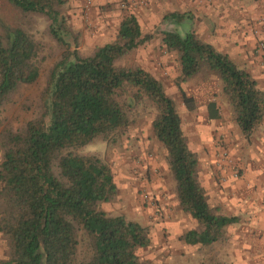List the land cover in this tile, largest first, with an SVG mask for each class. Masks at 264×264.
Returning a JSON list of instances; mask_svg holds the SVG:
<instances>
[{"label":"trees","instance_id":"1","mask_svg":"<svg viewBox=\"0 0 264 264\" xmlns=\"http://www.w3.org/2000/svg\"><path fill=\"white\" fill-rule=\"evenodd\" d=\"M23 14H39L64 51L51 67L39 94L36 115L13 127L0 118V264H146L136 254L149 244L147 230L123 216H109L98 205L112 200L116 185L96 154H76L96 137L108 138L127 125L124 87H131L153 105L150 127L161 144L181 211L197 227L180 235L189 245L220 239L235 215L212 209L197 179L198 158L185 138L172 99L161 83L139 66L117 67L114 61L150 36L142 34L133 13L122 15L112 40L80 55L69 49V33L57 7L63 0H6ZM165 19L182 23V14ZM161 44L177 55L180 80L201 69L221 81L235 123L249 139L264 116V91L245 70L237 68L194 32L163 31ZM37 43L20 27L0 33V111L23 84L38 76ZM185 109L192 96L178 88ZM27 108V107H26ZM218 117L215 103L206 104V118ZM86 243L80 255L79 242Z\"/></svg>","mask_w":264,"mask_h":264},{"label":"rangeland","instance_id":"2","mask_svg":"<svg viewBox=\"0 0 264 264\" xmlns=\"http://www.w3.org/2000/svg\"><path fill=\"white\" fill-rule=\"evenodd\" d=\"M57 9L69 30L65 41L80 55L112 40L123 14L135 15L141 33L150 37L114 65L142 67L161 83L174 103L188 146L197 155V179L209 206L238 217L209 245H189L180 239L197 224L178 206L161 144L150 127L155 109L134 88L124 87L119 99L127 104V125L106 139L96 137L68 150L96 154L109 168L117 192L98 207L147 230L149 244L136 250L138 259L146 264H264V116L244 139L221 92V81L206 69L181 81L176 53L161 44L163 31L194 32L248 72L264 91V0H63ZM169 12L182 14V23L165 19ZM47 23L42 15L23 14L0 0V33L6 26L20 27L37 43L36 80L21 85L0 111V118L13 127L36 115L49 71L64 51ZM178 88L192 96L193 109H185ZM210 101L218 113L214 119L206 118ZM251 196L260 204L254 207ZM85 249L86 243L80 241L79 254Z\"/></svg>","mask_w":264,"mask_h":264},{"label":"crops","instance_id":"3","mask_svg":"<svg viewBox=\"0 0 264 264\" xmlns=\"http://www.w3.org/2000/svg\"><path fill=\"white\" fill-rule=\"evenodd\" d=\"M264 120V119H263ZM263 134V133H262ZM250 201H251V204H253V206L255 207L257 204H260V201H256L254 197H249ZM252 200H255V201H252ZM1 244V243H0ZM1 247V246H0ZM0 257H1V253H0Z\"/></svg>","mask_w":264,"mask_h":264}]
</instances>
